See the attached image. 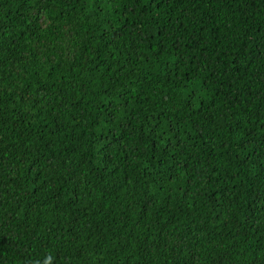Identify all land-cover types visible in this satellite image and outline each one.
I'll list each match as a JSON object with an SVG mask.
<instances>
[{
  "label": "trees",
  "instance_id": "1",
  "mask_svg": "<svg viewBox=\"0 0 264 264\" xmlns=\"http://www.w3.org/2000/svg\"><path fill=\"white\" fill-rule=\"evenodd\" d=\"M0 264H264V0H0Z\"/></svg>",
  "mask_w": 264,
  "mask_h": 264
}]
</instances>
